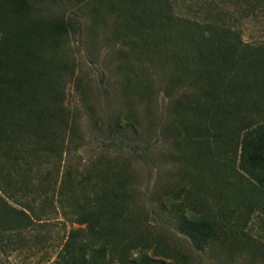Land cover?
<instances>
[{
  "label": "trees",
  "instance_id": "1",
  "mask_svg": "<svg viewBox=\"0 0 264 264\" xmlns=\"http://www.w3.org/2000/svg\"><path fill=\"white\" fill-rule=\"evenodd\" d=\"M184 2L186 16L176 11L175 0H0V250L62 210L79 229L70 230L54 264H165L156 258L189 264L159 248L153 257H133L135 250L153 247L147 233L127 231L134 220L122 203L128 197L123 169L101 171L96 164L78 181L70 170L61 177L74 129L65 105L72 67L63 51L82 33L78 15L84 7L97 14L121 11V34L132 48L175 55L183 65L177 80L196 90L178 102V110L203 115L219 130L213 138L234 147L238 162L228 175L243 189L237 206L264 216V44L245 42L238 25L264 19V0ZM184 128L191 142L203 139L197 147L207 154L210 130ZM109 133L106 151H130L147 162L149 147L128 142L126 129L120 135L110 126ZM182 211L175 208V229L195 250L204 252L225 233L213 214L191 218Z\"/></svg>",
  "mask_w": 264,
  "mask_h": 264
},
{
  "label": "rangeland",
  "instance_id": "2",
  "mask_svg": "<svg viewBox=\"0 0 264 264\" xmlns=\"http://www.w3.org/2000/svg\"><path fill=\"white\" fill-rule=\"evenodd\" d=\"M219 4L234 8V3ZM175 8L187 15L184 0H175ZM78 17L82 33L72 36L63 51L72 67L65 77V105L74 129L61 177L70 170L78 181L96 164L101 171L109 166L123 169L128 197L122 203L126 216L134 220L127 231L147 233L153 247L135 250L134 258L142 253L153 257L159 248L186 257L189 264H264V216L237 206L243 189L236 176L228 175L238 162L234 147L213 138L219 130L203 115L178 110V102L196 92L188 82L177 80V69L183 65L173 53L166 57L157 49L132 48L121 34V11L97 14L84 7ZM238 25L245 42L264 44V19H241ZM186 124L197 125L203 134L210 130L204 138L210 148L207 154L197 147L203 139H188ZM110 126L120 135L126 129L128 142L149 147L147 162L138 161L130 151H106ZM53 201L58 207L59 197ZM179 205L186 217L213 214L225 224V233L204 252L195 250L175 229ZM72 221L62 210L45 218L44 225L0 250V264H54L70 230L79 229Z\"/></svg>",
  "mask_w": 264,
  "mask_h": 264
}]
</instances>
